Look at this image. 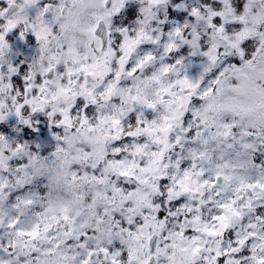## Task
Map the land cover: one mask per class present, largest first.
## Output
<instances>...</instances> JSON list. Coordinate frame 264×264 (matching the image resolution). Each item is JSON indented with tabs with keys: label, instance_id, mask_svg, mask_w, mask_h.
Here are the masks:
<instances>
[{
	"label": "clouds",
	"instance_id": "9594fccd",
	"mask_svg": "<svg viewBox=\"0 0 264 264\" xmlns=\"http://www.w3.org/2000/svg\"><path fill=\"white\" fill-rule=\"evenodd\" d=\"M241 181L264 184V0H0V264H256Z\"/></svg>",
	"mask_w": 264,
	"mask_h": 264
},
{
	"label": "snow or ice",
	"instance_id": "6c2138e0",
	"mask_svg": "<svg viewBox=\"0 0 264 264\" xmlns=\"http://www.w3.org/2000/svg\"><path fill=\"white\" fill-rule=\"evenodd\" d=\"M229 11H231V10L229 9ZM195 13H196V9H193V14H195ZM223 15H224L223 13H212V16H223ZM210 19H211V16H210ZM238 19H239V21H240L241 23L244 22V17H243V16L238 17ZM217 23H219V21H217ZM210 26H211V25H210ZM216 31L219 33V32H223L224 29H223V28H217ZM176 34H177V35L179 34V29H176ZM181 83H183L184 85H186V86L192 88L193 90L198 86L197 84H189L188 81H187V78H185V80L182 81ZM210 92H211V90L205 91V92L203 93V95H204V96H208V95L210 94ZM148 107H152V105H148ZM225 107L230 108V106H227V105H226ZM217 111H219V107L217 108ZM222 127L225 128V129H227V128H229L230 126H229V125H223ZM222 134H223L225 137H227V135H228L229 133H228L227 131H225V132H223ZM199 135H200V134L197 133V136H199ZM205 143H206V141H205ZM201 156H203V153H201ZM193 167H195V164H193ZM119 174L122 175V176H127L129 173H128L127 171H121ZM202 174H203L202 172L197 173V175H202ZM73 179H75V177H73ZM92 179L95 181V180H96V177H92ZM216 179H217V180L220 179V174H219V173L217 174ZM223 179H224L225 181H228V180L231 179V177L224 176ZM96 182H97V183H103V181H96ZM205 183H207V181H205ZM241 185H242V187L245 188V190H247L248 188H253V189H254V188H257V187H259L261 190H264V184H261L259 181H257L255 184H244L243 181H241ZM112 191H113V197H112L111 199H109L108 196H107L106 194H104V193H96L95 196H94V199H93V203H92L91 205L88 206L87 217H88V218L95 219V224H96V230H97V231H102V229L100 228V225H101L103 222L100 220V218H99L98 216H96V213H95V207H96V204H97V199H96V197H99V199H100L101 201H103V202H104L105 204H107V205H113V204H116V202H117V197L119 196V197H120V199H119V203H120V205H123L124 203H126V201H127L129 198H132V197L134 196V194H133L132 192H129L126 196L121 195V194H120V190L117 189V188H113ZM31 202H32L31 200L23 201V203H26V204H30ZM231 203H234V201H232ZM250 205H251V202L249 201L248 205H245V206L250 207ZM218 207L221 208V209H227V208H229V204H228V203H222V204H219ZM129 211H132V209H129ZM104 212H105V215H108V214H109V208H108V207H105V208H104ZM234 214H235V215H239V212H235ZM63 219H64L66 222H69V217H68L67 215H65V216L63 217ZM213 219L218 220V221H223V220L225 219V217H224L223 215H220V216L213 217ZM13 223H15V222H13ZM69 223H70V229H69V233H68V234L71 235V234H72L71 222H69ZM129 223H131V218H129ZM87 224H88V219H85L84 222L81 223L80 227L83 228V227H85ZM10 226H11V225H10ZM225 227H226V225H225ZM106 231H107V234H108V235H111V229H110V228L107 229ZM206 231H207V230H206ZM208 234H209V235H217L218 233L215 232L214 230H212V231H208ZM17 235H18V236H24V235H27V236H30V237H32V238H35V237L37 236V231H36V228L33 227V230H32V231H30V232H25V231H22V230H21V231H18V232H17ZM129 235H131V233H129ZM253 235H254V233H253ZM77 238H79V237H77ZM239 243H240L241 245H243V244H244V240H240ZM81 247H84V245H81ZM101 251L104 252L106 256L108 255V250H107V249H101ZM199 251H200L199 247L193 248V249H192V255L195 256L197 253H199ZM88 255L91 256L92 253L89 252ZM114 255H119V253H115ZM216 255H217V257H218V256L220 255V253L217 252ZM128 258H129L130 261H131L132 258H133V257H132V252H131V250L129 251ZM112 264H116V260H115V259L112 260ZM146 264H147V262H146ZM256 264H264V257H261V258L257 259Z\"/></svg>",
	"mask_w": 264,
	"mask_h": 264
},
{
	"label": "flooded vegetation",
	"instance_id": "af4514ba",
	"mask_svg": "<svg viewBox=\"0 0 264 264\" xmlns=\"http://www.w3.org/2000/svg\"><path fill=\"white\" fill-rule=\"evenodd\" d=\"M25 131H26V134H27V131H28V130H25Z\"/></svg>",
	"mask_w": 264,
	"mask_h": 264
}]
</instances>
